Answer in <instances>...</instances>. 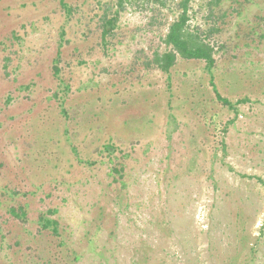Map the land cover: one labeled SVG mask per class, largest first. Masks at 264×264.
<instances>
[{"label":"rangeland","instance_id":"rangeland-1","mask_svg":"<svg viewBox=\"0 0 264 264\" xmlns=\"http://www.w3.org/2000/svg\"><path fill=\"white\" fill-rule=\"evenodd\" d=\"M66 1L0 0V264H264V0L189 5L233 110L180 0Z\"/></svg>","mask_w":264,"mask_h":264},{"label":"trees","instance_id":"trees-1","mask_svg":"<svg viewBox=\"0 0 264 264\" xmlns=\"http://www.w3.org/2000/svg\"><path fill=\"white\" fill-rule=\"evenodd\" d=\"M61 7L65 10L66 13L69 15L73 13V8L71 5L68 4L66 0H59ZM141 0H116L117 7L121 10H124L127 5L131 3H137ZM194 0H180L179 7L182 10V13L179 17V20L174 22L169 30V33L166 36L165 43L169 46H172L173 50L166 52L164 54L158 55L156 57V62L159 67L165 71L169 72L170 69L175 65L178 57L191 60H203L206 62L207 71L211 77V84L213 86V90L216 94L218 100H220L224 105L228 106L230 109H234L235 105H240L246 102H249L248 98H243L239 100L237 103H233L227 98L222 97L219 93L216 85L214 84L213 79V68L215 67V57H214V49L206 43L199 35L190 32L187 29V20H188V9L191 2ZM164 4L163 0L161 1ZM105 24L103 26V36L107 37L112 30L114 29V22L116 21L114 18H108V13L105 12L104 14ZM64 33V32H62ZM60 69L58 66L54 68V75L58 76ZM114 146L112 144H107L104 146V152H111V149L114 150ZM122 169H114V171H121ZM258 181L264 185V181L258 178ZM11 214L14 217H24L25 211L22 208L18 210L16 208L10 209ZM39 222L44 228L51 229L52 233L57 235L58 234V222L55 220H51L46 218L45 216H41Z\"/></svg>","mask_w":264,"mask_h":264}]
</instances>
